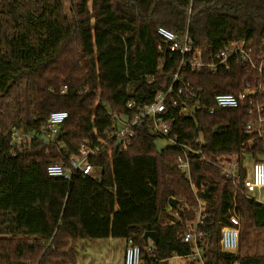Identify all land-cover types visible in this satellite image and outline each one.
<instances>
[{"label":"trees","instance_id":"1","mask_svg":"<svg viewBox=\"0 0 264 264\" xmlns=\"http://www.w3.org/2000/svg\"><path fill=\"white\" fill-rule=\"evenodd\" d=\"M0 0V264H74L80 239L132 238L144 264H170L195 244L180 236L207 202L196 244L207 264H264V255H243L246 229L264 231V202L237 191L236 208L246 229L237 253L220 248L222 225L230 223L235 188L219 168L191 161V181L176 165L179 150L158 151L161 137L149 123L138 127L125 151L115 146L91 163L96 177L75 172L51 177L46 167L76 154L114 124L107 113H132L127 102H151L165 91L179 63L157 33L164 26L189 31L206 56L229 41L264 36V0ZM212 104L218 92L236 90L235 76L206 72L191 77ZM66 85L65 92L61 87ZM170 111L172 108L167 101ZM68 118L58 143L34 142L13 155L15 129L38 130L52 111ZM179 139L202 134L209 155L238 150L244 119L236 110L216 115L205 109L187 117L176 108ZM217 130H216V129ZM178 199L170 205L169 199ZM184 207L179 210V206ZM169 209V211L167 210ZM179 210V217L173 212ZM171 221H174L173 223ZM154 231L147 252L143 239ZM193 264V263H190Z\"/></svg>","mask_w":264,"mask_h":264},{"label":"built area","instance_id":"2","mask_svg":"<svg viewBox=\"0 0 264 264\" xmlns=\"http://www.w3.org/2000/svg\"><path fill=\"white\" fill-rule=\"evenodd\" d=\"M157 33L171 52L179 54V63L171 74L168 88L158 91L151 102L137 104L133 100L128 101L127 107L134 109L130 114L107 110L114 117V124L106 128L96 140L86 138L78 152L68 158V164L63 161L48 164L47 174L67 180H71L75 172L96 177L100 169L91 163V157H97L104 151L109 152L115 145L120 152L127 150L133 143L137 128L149 123L152 131L161 137L158 141H165V145H161L162 149L172 146L179 150L176 165L189 181L194 156H198L204 164L215 165L231 181L235 191L231 200L230 223L222 225L219 243L222 251L237 253L241 226L236 208L237 191L261 202V192L264 190V36L259 44L253 38L229 41L216 53L206 56L195 45L188 30L178 34L159 26ZM201 72L234 75L236 90L215 93L212 104H203L206 95L191 79L193 74ZM66 88L63 85L61 92H65ZM176 108L187 117L195 116L202 109L211 115L226 110L238 111L244 119L243 139L238 150L212 156L206 152L208 144L202 134L179 139L173 133L177 121L174 112ZM67 118L66 110H56L50 112L38 130H13L9 139L10 152L16 155L34 142L59 144L57 137ZM206 204V201L199 200L195 218L186 222L185 230L180 235L185 242L192 241L195 244L194 251L185 257L189 264H207L202 256V247L196 244L197 238L201 237L198 226L205 217ZM146 249L150 254L153 252L152 245H147ZM144 263L140 246L132 238L126 239L124 264Z\"/></svg>","mask_w":264,"mask_h":264},{"label":"rangeland","instance_id":"3","mask_svg":"<svg viewBox=\"0 0 264 264\" xmlns=\"http://www.w3.org/2000/svg\"><path fill=\"white\" fill-rule=\"evenodd\" d=\"M65 5L69 8V0H64ZM161 145H165V141H160ZM98 174V172H97ZM96 174V175H97ZM261 202H264V190L261 192ZM184 207L183 204L179 206V210ZM169 211V209H167ZM178 211H174V217L177 218ZM178 213V214H177ZM246 229V226L241 223L240 233ZM241 251L243 255L263 254L264 255V232L260 230L256 237L249 228L246 229V234L241 239ZM77 251V259L74 264H124V238H99V239H80L75 243ZM170 264H189L185 258H172L169 260Z\"/></svg>","mask_w":264,"mask_h":264},{"label":"water","instance_id":"4","mask_svg":"<svg viewBox=\"0 0 264 264\" xmlns=\"http://www.w3.org/2000/svg\"><path fill=\"white\" fill-rule=\"evenodd\" d=\"M155 145H156L159 152L162 151L161 144L158 140L155 141ZM169 203H170V205H176L178 203V199L171 197L169 199ZM143 239L146 243H148L149 239L152 240L153 242L157 241L154 231H146L143 235Z\"/></svg>","mask_w":264,"mask_h":264},{"label":"crops","instance_id":"5","mask_svg":"<svg viewBox=\"0 0 264 264\" xmlns=\"http://www.w3.org/2000/svg\"><path fill=\"white\" fill-rule=\"evenodd\" d=\"M106 239H111V238H106ZM154 242L152 240L149 239L148 241V245H152ZM125 247H126V239H125ZM174 258H177V257H174ZM181 258V257H179Z\"/></svg>","mask_w":264,"mask_h":264}]
</instances>
